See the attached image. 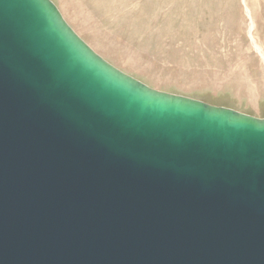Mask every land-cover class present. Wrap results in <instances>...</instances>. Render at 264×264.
<instances>
[{
    "label": "water",
    "instance_id": "water-1",
    "mask_svg": "<svg viewBox=\"0 0 264 264\" xmlns=\"http://www.w3.org/2000/svg\"><path fill=\"white\" fill-rule=\"evenodd\" d=\"M0 264H264V117L149 86L52 0H0Z\"/></svg>",
    "mask_w": 264,
    "mask_h": 264
},
{
    "label": "rangeland",
    "instance_id": "rangeland-1",
    "mask_svg": "<svg viewBox=\"0 0 264 264\" xmlns=\"http://www.w3.org/2000/svg\"><path fill=\"white\" fill-rule=\"evenodd\" d=\"M149 86L264 117V0H52Z\"/></svg>",
    "mask_w": 264,
    "mask_h": 264
}]
</instances>
